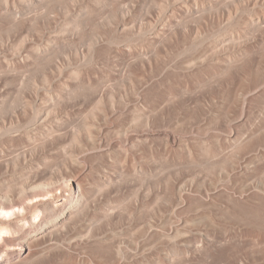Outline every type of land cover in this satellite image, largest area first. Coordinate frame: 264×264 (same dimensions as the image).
Listing matches in <instances>:
<instances>
[{
	"label": "bare ground",
	"instance_id": "bare-ground-1",
	"mask_svg": "<svg viewBox=\"0 0 264 264\" xmlns=\"http://www.w3.org/2000/svg\"><path fill=\"white\" fill-rule=\"evenodd\" d=\"M30 1V3L32 4V10L35 11H32L30 7V11L34 12V14L32 13L33 16H30V20H27V18L25 19L24 17L18 18L16 16L14 18V26L15 28L21 29L22 27L27 25L26 21H24L27 20V23L30 22V28L33 29L34 32H37L39 31V28L45 26L44 29H42L44 31L49 24H52L54 22V18H52L51 15H53L52 12H54L55 9L63 7L64 3L69 5L71 2L73 3L74 0ZM94 1L97 2V5L95 6L96 8L98 6L99 0ZM103 1H101L103 5H107L105 1L108 2V5L112 4V7L110 6L111 13L108 10L110 18L107 22L105 21V23V19L103 18L104 20H102L104 24L101 22V19L100 22L98 20L99 24L96 23L98 25V28L97 26H95L97 29L92 31V34H90L89 36L87 35L88 37L86 38V40L89 41L88 50L86 55L83 51H81L82 55H84L83 57H87V59L90 61L94 60L97 57V54L100 55L102 53L100 49L104 47L102 49H107L110 54L113 55V57L116 56L119 58L120 56H122L124 60V57H126L127 60V58L130 56L132 58H135L132 56L134 55L138 58L141 50H139L137 47L139 42H137L138 44L134 42V37H136L137 35L134 36L135 23L132 20H139V17L136 14L141 13L140 7V11H137V5H135L136 3H133L136 2L135 0H128L126 3L124 2L126 0ZM152 1L153 2L150 3L152 4V7H154L155 13H157L158 15V8L161 9L162 7H165V4L168 2L166 1V3L164 2V4L161 2L162 0ZM172 1L173 2L171 3L174 4L178 0ZM222 1L225 0H186L184 4L185 6L183 5V8H181L183 10L177 8V10L182 11V13H180L181 17L184 14V18L182 17V20L178 21L176 18L177 16L174 15L175 13H170L171 9L170 12L168 10V17L165 18L163 15H160L159 17L166 19L168 22L177 20L178 22L175 21V24H177L176 27H178L176 28V30L179 29L178 34L184 36L187 31H190L188 28V23L190 22V20H192L191 13H193V10L195 12L196 10H199V13L201 11V17L206 15L203 13L205 12L211 18H213L214 16H218L219 18V16L223 14L222 12H224L220 9V3ZM231 1L232 0H226L227 3L225 4H228ZM1 2L3 5L4 3H6L5 5L9 4L8 0H0V3ZM11 2L14 5V0H11ZM131 2L133 3V5ZM179 2L181 1L179 0L178 3ZM233 2L234 3H230L232 5H229L232 6L231 8L234 10L235 15H231L232 12H229L231 11V9H226L228 13V21H230L231 19V21H233L231 24L236 28L237 26L241 27L244 23L247 24V22H245L246 20L248 21V26L249 24H251L253 33L252 35H248L252 36V46L250 47L251 44L249 43V45L247 43L250 49H248L247 46H245L246 49H243V47L241 46L242 48L240 47V49L242 50L237 51V53L235 52L236 50H231L232 52H235L234 54H230L223 49H219L222 50V54H220L218 50L216 51V47L218 45H216L215 39H211L205 46L207 52L202 53V55L197 56V58L199 60H203L204 58L208 59L211 64L220 63L219 68L216 67L217 69H215V71H217H213V75H217L218 79H220L219 77H224L227 81L229 79L228 83L231 82L233 78L236 79V81L234 82V86L231 89V92H233L234 94V103H238L240 99H242V101L244 102L246 96H256L258 99H264V89L260 90L264 87V67L261 66V64L264 62V0H233ZM86 4H88V2ZM172 5L170 4L171 7H173ZM186 5H188L189 8H192V10L188 9ZM1 6L2 5H0V7ZM7 6L5 7L4 16L8 18L10 17L9 20L12 21L13 19L11 20V16H15L17 10H15L13 7L9 8ZM87 6L83 8H78L77 6V8L80 9L81 14H78L76 17H73L75 16L73 14L69 17L71 19L70 22L72 21L75 27L77 26V24H83L85 26V23L86 25L89 24L92 26V24L97 21V19L93 21L95 17H90L93 13L95 14V9L93 7L89 9L93 5L90 6L89 4V8ZM170 6L168 5V7ZM221 6H223L221 8H225L224 5ZM199 7H201L200 9L202 10H200ZM97 8L98 9L96 10L98 11L101 7ZM68 10L71 9L69 8ZM166 11L164 13L162 11V13L166 15ZM135 15L138 18H135ZM138 15L140 16V14ZM4 16H0V18L2 20H6L4 19L6 18ZM250 16H254V20L252 19L253 17L251 18ZM216 18L217 17H215V19ZM87 19H93L90 20L92 24L91 22L87 23ZM199 20H201V18H199ZM6 21V24L10 22L8 20ZM131 21L132 25L134 24V27L130 25ZM57 23H54L55 25H53L57 27ZM140 24H136L137 27ZM175 24L171 25L174 26ZM0 25H2L3 27L6 26V28L8 27V25H4L2 23ZM83 25L81 27H84ZM171 25L168 27H171ZM59 26L61 25L59 24ZM142 26V28L141 25L140 27H138V31L142 35L148 32H152V34H156L158 36V34L162 33L159 30L157 31V25L153 24V22L150 20H148ZM233 26H230L229 24V26L226 27V30L224 29L225 31H222L223 33L221 32L219 34L220 36H222L219 38H234L232 36L234 34L232 31L235 32ZM27 27L29 28V26ZM65 27L66 26L64 23V26L61 28ZM68 27L71 28L70 25ZM73 27L74 26H72V28ZM238 29L239 31H241L239 27ZM21 30H23V28ZM166 31L169 32V28ZM28 32L29 31H27L26 33ZM198 32L195 33L197 34L196 36L200 35V33ZM242 32L245 34L244 31ZM38 33L36 34L40 37V33L39 35ZM121 33L124 34V37L119 36V34L121 35ZM33 34H31V38L29 37L30 39L27 38L28 42H25L26 45H24V43H21L22 41L19 40V43L23 44L24 46L21 44L20 45L23 46V48L25 47L23 50H27V48L30 49L29 53L31 52L30 54L33 57V61H28L29 59H32L30 58L31 56L28 57V60L25 56L27 62H25L24 60L22 64L20 63L21 61L16 63L11 60V62L16 64L12 63V65H14L13 67H11L12 65H9L6 68L9 69V72H12L15 71L14 69H19L20 71L21 69H27L28 67H33L37 64V67H40L42 65L41 68L43 67L44 72L41 73L44 74V81L42 82L43 85L44 82L46 83V87L40 89L31 87L33 88V91L31 90V95H29L28 98H20V107H17L18 109L13 106L8 97H0L1 255L2 253H4L7 256L8 253L17 251L19 253V257H21L20 261L19 258H17L20 264H30L28 262L35 261H41L39 264H136V259L138 257L141 259L154 249V247H152L153 245H149L151 242L158 243V241H160L159 244H163H161L158 252L154 253V257L152 258L154 259V261L152 260L153 264H247L246 262H248V259L251 260L256 255H258V253H262V251H264V233L262 231L264 228V220L261 224L263 227H261V225L259 223H256L255 221L254 223L259 226L253 224L258 228H262V230L260 228H254V226L253 229L247 230L248 232H251L249 233V236H252H250L251 238H247L242 235L244 233V230L246 231L248 222L246 223L245 228L240 224L235 228L233 225V229L229 233V230L225 228L226 226L224 227L222 225V222L219 223V220V222L217 220L214 221V214L220 210L215 211L214 209H212V212L214 213L211 220L208 221L209 223L204 222L205 224L200 225L199 223L194 222V220H196L198 217H204L205 212L211 210H207L209 207L214 208V197L216 195V193L214 192L216 188H214V186L216 187V177V180L213 178L215 181L211 179L212 181H209L207 184L198 183L196 184L197 186L195 185V187H193L192 183L186 185L187 190H190L191 188L195 192L201 193L200 196H204L205 198L200 199L198 197V199L195 197L189 199L188 197L189 202L187 203L188 200L186 201L187 204H184L186 206L185 208L183 207V209L185 210L186 207H188V209L186 210H189V213L191 211V213H187V216L185 215V217H183V215L180 216L182 218H179L178 222L175 221V223L174 220H170V218L163 222L160 221L158 224L147 222L146 224L139 225L137 222V225L135 226H137L141 230V232H143L142 234H144V237H142L141 239L143 240L144 238H147V240L144 239V242L141 241L143 243L141 245H139L140 243L134 237L135 234L140 231L139 229L136 230L137 228L135 226H132V229L129 230V235L126 234L123 228L117 225L118 223L120 224L122 220L124 221L126 218V216L122 215V210H124L125 213L129 211V209H127L128 207L126 208L121 206L122 203L129 200L132 204L128 201L131 205L125 203L126 205H133L132 208H135V210H137L138 212L139 209H141V192L135 191L133 193V191H129L131 192V194L129 195L128 193H126V190H128L126 189L127 182H129L128 180L132 175L138 172V167L133 161H135L134 159L141 155V144H152L150 135H154L156 133L164 135V147H167V144L169 142H176L178 143V145L186 144L183 138L175 135L172 131H170V129L168 131L163 127H155L153 125L154 118H151L152 116L150 112L145 110L148 99L151 96H154V94L157 93L161 89V87L164 86V84L169 82L170 78L168 70L170 68H166V66L163 67L164 64L162 63L163 61L160 58L161 56H155L149 60L146 59V62L144 59L142 61H144L145 64L141 65L139 69L140 71L137 69V72L139 73L137 75L134 73L135 75L133 74V76H131L130 78L128 77L129 80L128 82H126V85H124V91L119 93H115L113 91L101 93L99 89L102 85L101 80L104 79L103 75L102 77H100L103 79H99L98 77H87V80L86 78L85 80H83V76H85L86 73L82 76L83 72L80 71L81 68L79 70H71L70 72H67H69L68 74L74 78L80 77L81 75L80 79L82 81H80L79 79L78 82L74 81L72 82L73 84L70 83L71 85L65 84L63 81H58L64 84L58 85V83L55 82L57 81L55 79L62 74L63 68H61L62 65L59 64V62L57 63V61L55 60L57 52L54 49V46L48 44L44 46L41 42L42 37H40V41L39 37H37L36 34ZM169 34L170 35H168L167 33L166 35L170 37H172L173 35L174 37L176 36L175 31L173 32L172 36L171 33ZM1 36L2 35L0 34V37ZM41 36H43V34ZM185 36L183 37V39L185 38ZM79 37L81 38V40L78 41H82L84 39L82 36ZM219 38L217 39L218 41L220 40ZM6 40L4 39L3 42L1 41V44L7 43ZM1 44L0 49L5 45ZM105 45H107V47ZM6 46V48H8V45ZM126 47L127 51L125 50ZM11 49L12 47L9 49L12 52L13 49ZM103 52L107 53L106 50H104ZM25 53L26 52H24V54ZM29 53L27 55H30ZM207 53L210 54L208 55ZM253 53L254 55H256V57H251V54ZM0 54L3 53L0 52ZM11 54H13V52ZM12 57L14 56L12 55ZM88 60H86V64ZM194 61L195 62L186 61L187 64L185 62L182 66L183 68L180 67L181 70L186 73V75H192L198 70L199 72L201 71L200 69L202 68H200V66H203V63L200 65L199 62L202 61L200 60L199 62H197L195 59ZM209 62L208 65L206 63L207 66H210ZM1 66L5 70V67L3 65ZM11 68L13 70H11ZM0 70L2 71L3 69ZM212 70H214V68H212ZM196 73L198 74V72ZM152 77H155L156 81H154V83L150 87H147V82ZM43 78L41 77V80H43ZM5 80H7V78ZM219 81H217V83H219ZM221 81L225 85V81ZM42 90L43 92L40 94V91ZM97 92L100 94H97ZM92 95L96 96L97 98L96 101L94 99L95 102L93 101L94 103L89 110V101L87 102L86 99L89 100ZM44 99L51 100V112L54 114L57 112L56 109H60L62 110V112H65L64 110L66 109H70L73 112L78 110L82 112V108L85 106L84 103L87 102L88 104H86L84 109L88 107L87 109L89 110V117H87L89 119H87L86 123L83 119L84 122L83 124H81V126L83 125V127H80L81 129L77 130L76 132H72L73 134L71 135V137H69V139L67 138L66 133L62 131L60 122L49 125L48 128L30 129L28 126L31 123H35L37 120L42 124V120L40 119L42 118L41 112L44 107ZM45 102L47 103V101ZM61 104L64 105L65 109ZM141 109L146 113H141ZM11 110H13V113L11 115H13L15 119L10 120L9 124L7 125L5 118L8 115L7 113ZM79 111L77 112L78 115L81 114L79 113ZM84 113L87 114V112ZM242 116L243 112L240 113L239 117ZM87 117L84 116V118ZM55 120L57 122V119ZM58 121H60V119H58ZM108 128H111L112 133H108ZM205 128H207V126ZM261 128L263 127L257 126V128L255 127V130H249L248 137L246 135L247 138H245V140L247 139V141L245 143H240L236 148L237 150L234 151L231 155H228L229 157L227 156L225 162L224 160L222 161L224 162V164H222L221 166L222 169L220 168V177L217 174V177L221 178L220 180L227 182L228 185L226 186L228 187V189H230L234 193L244 196L245 199H242L243 201L256 202L258 198V200L260 201L261 199L264 200V182L262 180L256 181L255 179H251L252 175L250 176V174H247V171L252 167L251 165H253L254 162H257L260 159L264 158V150L257 148L258 143L256 142L258 140L256 139L255 142L253 138V131L254 133H256L257 131H260ZM216 139L218 138H214V140ZM206 146L207 145L204 146V144L202 146H198L196 143L193 145V147L197 148V150H199V148H204L203 150H206L207 148L209 149L211 147ZM213 146L214 145L212 143V148ZM186 149L188 157H191L194 153V150L191 152L188 150V147H186ZM203 150L201 149L200 151L204 152ZM211 150L214 151V149ZM6 152L8 153L9 157H6ZM13 152L17 153L12 155ZM209 152L211 151L209 150L207 153L209 154ZM191 158L189 159L192 161ZM34 159L36 160V162H33ZM128 161H130L132 167L129 170H126L125 165L127 164L125 163H128ZM239 163H241V168L239 169H241L242 172L244 171L243 173H246V175L240 178L238 176H232V173L230 175V171L234 172L238 167H240ZM134 164L137 168L133 166ZM139 172L141 173V170H139ZM142 173L144 175V172ZM225 182L223 183L225 184ZM185 189H178V191L173 193L172 198L175 208L176 206L183 204V202L185 201H183L184 198L182 197V194H185ZM251 190L256 191L255 195L253 192H251L252 194H250ZM226 192L227 190L225 191V193ZM225 197L226 200H224L226 201L227 205L226 207L223 205V207L229 208L231 205H234L236 199L233 196L228 193L227 195H225ZM254 197L257 199H255ZM220 203L221 202H219L218 205L222 206V204ZM228 205L229 207H227ZM200 208H202L203 212H205L203 213L202 209ZM198 209L201 210L200 214L202 215L199 214ZM135 210H133V213ZM197 211L199 216L197 215ZM183 212L186 213V211ZM193 212L196 213L193 214ZM133 213L129 211L128 216L130 217V214ZM211 214V212L210 214L207 213V216L209 217V215L211 216ZM215 217L217 218L216 215ZM213 218L214 222H212ZM140 220L141 219L139 217V222H141ZM28 228L35 230L34 232L32 231L33 233H30L29 236L27 235L24 240L21 239L23 240L22 245L17 244V247L15 248H8L11 247V238L8 237H12V235L16 236L18 233H26L25 230L27 231ZM247 231L245 233L248 235ZM23 246L24 248H27L26 254L29 252V257L24 256L25 258H22V255H25ZM130 256L132 257L130 258ZM245 258H247V261L245 260ZM134 261L136 263H133ZM143 261H141V264H146V260L144 262Z\"/></svg>",
	"mask_w": 264,
	"mask_h": 264
},
{
	"label": "rangeland",
	"instance_id": "rangeland-1",
	"mask_svg": "<svg viewBox=\"0 0 264 264\" xmlns=\"http://www.w3.org/2000/svg\"><path fill=\"white\" fill-rule=\"evenodd\" d=\"M3 1H5V0H3ZM15 1H16V3H15ZM74 1H73V3L71 2L69 5H67L66 3L63 4V7H65L67 9V11L63 7L55 9L54 12H52L53 15L50 14L51 17L54 18V22L52 24H49L48 27L46 26L47 28H45L44 31L42 29H44L45 26H43L42 28H39V31H37V32H34V30L30 28V22L27 23V20H30L31 17L33 16L32 13L34 14V12H35L34 10H32V4L30 3L31 2L30 0H14V5L12 4L11 0H8V3L10 4V6H9V4H7L8 6L5 5L6 3H4L5 6L2 4V2L0 3V5L3 6V7L2 6L0 7V12H1L0 16H4V11H5L6 6L9 8L13 7L15 10H17L16 15L11 16V20L13 19L12 21L9 20L10 17L8 18V17L4 16V17H6L4 19L10 21L8 24H6L7 23L6 20H2L0 18V24L2 23L4 25H8L7 28H6V26L3 27L2 25H0V34L2 35L0 37V44L3 42L4 39L6 40V38H7V40H6L7 43L1 44V45H4V44L5 45L2 46L3 48L1 47V49H0V52L3 53V54H0V69H3L2 71L0 70V97H2V98L8 97L9 101H11L13 106H15L16 109H18L20 107V98H22V97L28 98L29 95H31V93H32L31 90L33 91V88L40 89V88L46 87V83L44 82V85H43V82H42V81H44V78H43L44 74H41L43 72V67L41 68V66H42L41 64H40L41 65L40 67L38 66L39 68L37 67L38 64L35 65L36 68H38V69H36L35 66H33V67L30 66L27 69L24 68V69H21L20 71H19V69H14L16 72L15 71L9 72V69L6 68L9 65L11 66L13 62L17 63V62L21 61L20 63H22L24 60H25V62H27L28 57L31 56V54H30L31 52L29 53L30 49H28L27 48L28 46H27L26 48L28 50V53L30 54V55H27L28 54L27 50L26 49H25L26 51L23 50L25 48V47L23 48V46L26 45L25 42H28V39L31 38V36H32L31 34H33V33H34L33 35H35L36 33L39 32L40 37H42V41H41L40 37L37 36V34H36V36L39 37V40L43 43V45L45 46L48 44V45L54 46V49L57 52L56 56H55V60L57 61V63L59 62V64L62 65L61 68H63L62 74L55 79V80H57L55 82L58 83V85H64L63 83H60L58 81H61V82L63 81L65 84H68V85L70 83L73 84L72 82H74V81L78 82L79 79L81 78V75H80V77L74 78V77H71L68 73L71 70L75 71V70H79L81 68L80 71L83 72L82 76L86 73L85 76H83L84 79L82 78L83 80H85V78H86V80L88 78H96V77H98L99 79L104 78L103 80H101L102 85L99 89L101 93H107V92H111V91H113L115 93H119V92L124 91V85H126V82H128L129 78L131 76H133L134 73L136 75L139 73L137 71L140 69L142 64H145L146 59L149 60L155 56H158V57L161 56L160 58L163 61L162 63L164 64L163 67L166 66V68L167 67L170 68L168 70L170 80L168 83L164 84V86H162L161 89L157 93L154 94V96H151L148 99L147 105L145 106V110L150 112V114L152 116L151 118H154L153 125L155 127H159V128L163 127V128H166L168 131L170 129V131H172L175 135L183 138V140H185L186 144L185 145H178V143H176V142L175 143L169 142L167 144V147H164V145H165L164 135H161L158 133H156L154 135H150V137H151L150 139L152 140V144H141V150H140L141 155L139 157H137L139 159L136 158V159H134L135 161H133L134 163H136V165L138 167L137 168L135 164L133 165L137 168L138 172H136L132 176L130 175L131 180L130 179L128 180L130 183L127 182V186H126V189H128V190H126V193H128V195L131 194L132 191H133V193L135 191L141 192V209H139V212H138L137 210H135V208H132L133 205L132 206L126 205V204H129V202H130L129 200H127V202L129 201L128 203L127 202L122 203V205H121L122 207H126V208L128 207L127 209H129V211H131L132 213H133V210H135L136 213L139 215H137L134 211V213L130 214V217H129L128 216L129 211L126 212L127 213L126 214L125 211L122 210L123 211L122 215L126 216V218L124 221L122 220V222H120V224L122 223L121 225L119 223L117 225L119 227L123 228L124 232L126 234H128L129 230L132 229V226L137 225L136 224L137 222L139 225L140 224L141 225L146 224L147 222H151V223L153 222L154 224H158L160 221L163 222L165 220H168L169 218H170V220H174V222L175 221L178 222L179 218H182L180 216L183 215V217H185V215L187 216V213H189V210L188 211L186 210V209H188V207H186L185 210L183 209V207L185 208V206H186L184 204L186 203L187 200H188L187 201V203H188L190 198H195V197L196 198L199 197L200 199L205 198L204 196H202V197L200 196L201 193L195 192L191 188H190V190H187L186 185H189L192 183L193 187H195V185L198 183L207 184L209 181H212L211 179H213V178L215 179V177H216L217 181H215L216 179L215 180L213 179V181L216 182V187L214 186V188H216L215 189L216 191L214 190V192L216 193V195L214 194L215 195V197H214V200H215L214 208L209 207L207 210H209V209H211V210H209L208 212L204 211L205 212L204 217L203 216L198 217L199 215H198V211H197V215H198L197 217L198 218L196 220H194V222L199 223L200 225L205 224V223H209L208 221L211 220L213 213H214V212H212V209H214L215 211L216 210L217 211L220 210V211H218L217 213L214 214L213 217L215 218V220L213 218L212 222L219 220L220 222L219 221L218 222L219 223L222 222V225L224 227L226 226L225 228H227L229 230V233L232 231L233 225H234V228L239 226V224L244 226V228H245V225L247 222L249 225L247 224L246 231L253 229V226H254V228L259 229L260 227L259 228L257 227L259 225L255 224L254 221L261 225L262 221L264 220V205H263L264 200L261 199V201L263 200L261 202L260 200H258L259 198L257 199V198H255L257 196H255L254 198L257 199L256 202L258 203V201H259L258 204L254 201H243L245 199L244 196L237 194V193H234L233 191L228 189V187L226 186V185H228L227 182L220 180L221 178H219L220 177L219 175H221V174H219V173H220V170L222 169L221 166H222V164H224L227 156L231 155L234 151H236L237 150L236 148L239 146L240 143H243V142L245 143L247 141V139L245 140V138L248 137L250 129L255 130V127L257 128V126L263 127V128H261V130L263 132L260 129L259 130L261 132L255 131L256 133H254V131H253V134H254L253 138H254L255 142H256V139L259 141V142L258 141L256 142V143H258V146L256 144L257 148L264 150V138H262V137H264V99H258L256 96H246L244 102L242 101V99H240L238 103H236V102L234 103V94H233V92H231V89L234 86V82L236 81V79L233 78V80L229 83H228L229 79L227 81L226 78H224V77H219L220 79H218L217 75L216 76L213 75L214 74L213 71H215V69H217L216 67L219 68L220 63L211 64L208 61V59H205V58L203 60L200 59L202 62H199L200 60L197 58V56H200V55H202V53L207 52L205 46H206V44H208L207 42L211 39L212 40L215 39V43H216V45H218L216 47V51L218 50L220 52V54H222V52H221L222 50H219V49H223L224 51L229 52L230 54H232V53L234 54L235 52L237 53V51L242 50V49H240L241 46L243 47V49L244 48L246 49L245 46H247L248 49H250V47L252 46V38H251L252 36L251 35L253 33V29L251 27V24H249V26H248V21L246 20L245 22H247V24L244 23V24H242L241 27L237 26V28H236L231 24L233 22V21H231V19H230L231 22L228 21L229 20L228 16H227L228 15V13H227L228 9H231V11H229L230 13L232 12L231 15H233V16L235 15L234 10L231 8L232 6H230V5H232V4H230L231 2L234 3L233 0L231 2H229L228 4H225V3H227L226 0L222 1L221 2L222 4L220 3V9H221V11H224V12H222L223 14H221L222 17L219 16L220 19L218 18V16H214L213 18H211L207 13H205L203 11L202 12L204 14H206V15L203 14L206 18L204 16L201 17V15H202L201 11H200V13H201L200 14L199 10L198 11L196 10V12L193 10L192 11L193 13H191L192 14V16H191L192 20H190V22L188 23V28L190 31H187V33H186L187 35L185 34L186 36L184 35L185 40L183 39L184 36L178 34L179 29H177L178 31L176 30V28H178V27H176L177 24H175V21L182 20V17L184 18V16H183L184 14L182 15V17L180 14V13H182V11L177 10V8L178 9L183 8V5L185 4L186 0L185 1L180 0L181 1V2H179L180 4L178 3L179 0L177 2H175L174 4L171 3V2H173L172 0H165V1L162 0L161 1L162 3H164V2L166 3V1H168L167 3L169 6H170V4L171 5L173 4L172 5L173 7H171V6L168 7L167 3L166 4L164 3L166 8L162 7L163 10H162V8L161 9L158 8L159 15L157 13H155L154 7H152V4H151L153 2L152 0H139V1L135 0L136 2H133V3H136L135 5H137V6L139 5L138 7L136 6V10L138 11L139 7H140L141 13H138V14H140V16L138 14H136L139 18L135 15L136 16L135 18L139 19L138 21L135 18H133L135 20H132L135 23L134 36L137 35L136 37H134V42H136V44H138L137 42H139L137 47L141 51H140V55L138 58H137V56H134V55H132V56L135 58H132L130 55H128L131 58L128 57L129 59L127 58V60H126V57H124L126 61L122 58V56H120L121 54L119 55L120 56L119 58L116 56L113 57V55L110 54V52L107 49H102L104 47H102L100 49V51L103 54L102 53H101L102 55L97 54V57L95 58L96 60L94 59V60L90 61L87 59V57L86 58L83 57L84 55H82L81 51H83L84 54L86 55L87 50H88V44H89V41L86 40V38L90 34H92V31H94L95 29L98 28L97 24H99L100 19H101L102 23H103L104 19H105L104 23H105V21L106 22L108 21V19L110 18L109 17V15H110L109 12L111 9L110 6L112 7V4L108 5V2H106L104 0L108 6L106 4L103 5V3L101 2L103 0H99L98 6H97V7H101V8H99L100 11L98 10L100 12L99 13L96 10L98 8L97 7L95 8V6L97 5V2L94 0H84V2H83V0H80V1L76 0L75 1L76 5H75ZM108 1H111V0H108ZM127 1L128 0H126L124 2L126 3ZM132 1H134V0H132ZM228 1H230V0H228ZM85 2L86 3L88 2V4H86ZM100 3H102V4H100ZM133 3H132V5H133ZM29 4H31V5H29ZM71 4H73V5H71ZM89 4H90V6L91 5H93V6L90 7ZM81 5H83V6H81ZM99 5H101V6H99ZM221 5H224L225 8H221V7H223ZM77 6H78V8H83V7L87 6L89 9H91L93 7L95 9V14L93 13L90 17H95V18H94V20L93 19H89V20L87 19L88 22H87V20H86V22L89 23V22H91L90 20L95 21V19H97V21H95L94 24H92V22H91L92 26L89 24H88L89 25L88 26L85 23L86 27L83 24L82 25L84 27H81L82 26L81 24H79V25L77 24V26L75 27V25H73L72 21H71L72 22V24H71V22H70L71 19L69 17L73 14L75 15L73 17H76L78 14H81V11H80V9L77 8ZM229 6H230V8H229ZM30 7H31V10L34 12L30 11ZM167 7H168V9H167ZM186 7H188V9L192 10V8H189L188 5H186ZM69 8L71 10H68ZM164 8H165V10H164ZM172 8H173V10H172ZM200 8L201 7H199V9ZM166 9H167V11H166ZM170 9H171V12H170ZM222 9H224V10H222ZM108 10H109V12H108ZM156 10H157V7H156ZM168 10L171 14L175 13L174 15L177 16L176 17L177 20H174V21L172 20L173 22L172 21L168 22L166 19L159 17L160 15H163L165 18L168 17L169 16ZM181 10H183V9H181ZM200 10H202V9H200ZM162 11H163V13L166 11L165 14L167 16L164 15L162 13ZM224 13H226V14H224ZM96 14H97V16H96ZM99 15H101V16H99ZM199 15H200V17H199ZM16 16L18 18H20V17H24L25 19L27 18V20H24V21H26L27 25L22 27L23 30H21L22 28L21 29L15 28L14 18ZM55 16H56V18H55ZM223 16H224V18H223ZM28 17H29V19H28ZM198 17L201 18V20H199ZM215 17H217V18L215 19ZM250 17L251 18L253 17L252 19L254 20V16H250ZM179 18H181V19H179ZM191 18H188V19H191ZM217 19L221 22H219ZM1 20H2V22H1ZM57 20H58V23L60 21L59 24L61 26H59V24L57 23ZM98 20H99V22H98ZM148 20L152 21L153 24H156L158 27L157 31L159 30L162 33L158 34V36L156 34H152V32H148V33L142 35L138 31L139 30L138 27H140V25H141V28H142L143 27L142 25L144 23H146ZM132 21H131L130 25H132ZM54 23L55 24L57 23V25L59 27L54 26L55 25ZM64 23H65V26L67 28L66 27L61 28L64 26ZM212 23H213V25H212ZM66 24H68V25H66ZM136 24H140V25H138V27H137ZM171 24L172 25L175 24V25L172 26ZM229 24H230V26H233L235 29V32L232 31L234 33V34L232 33L233 34L232 36L234 38L231 37L234 40L228 39L230 37H227L226 39H223L224 37L222 39L219 38V37H222L219 34L222 31H225L226 27H228ZM69 25L71 28L68 27ZM170 25H171V27H168ZM27 26H29V28ZM72 26H74V27L72 28ZM95 26H97V28ZM132 26L134 27V24ZM167 27L169 28V32L166 31V30H168ZM233 27H231V28H233ZM238 27L241 29V31H239ZM170 28H171V30H170ZM74 29H75V32H74ZM172 29H174V30H172ZM237 29L239 32L237 31ZM251 29H252V31H251ZM27 31H29V32L26 33ZM165 31H166V33H165ZM174 31L176 33L175 37H174V35L172 36ZM198 31H200V32H198ZM230 31H231V29H230ZM242 31H244L245 34ZM197 32L200 33L199 36H196L197 34H195V33H197ZM249 32H251V33H249ZM39 33H38V35H39ZM167 33H168V35H170L169 33H171L172 37L167 36L166 35ZM42 34H43V36H41ZM248 34H251V35H248ZM79 36H82L84 38L82 40L83 42L78 41V40H81V38ZM119 36L124 37V34L121 33V35L119 34ZM180 36H182V37H180ZM218 38L221 41L220 40L218 41L217 40ZM236 38L237 39L240 38V39L237 40ZM48 39H49V41H48ZM19 40L22 41L21 43H24V45L19 43L20 42ZM217 42H218V44H217ZM49 43H51V44H49ZM140 43H141V45H140ZM247 43L251 44V45L249 44L250 47ZM20 44L23 46H21ZM104 44H106V43H104ZM6 45H8V48H6L7 47ZM13 45H15V46H13ZM10 46L13 49V50L11 49L13 54H11L12 52L9 50L11 48ZM105 46L107 47V45H105ZM21 47H22V49H21ZM218 47H220V48H218ZM104 50H106L107 53L106 52L104 53L103 52ZM125 50L127 51V47L125 48ZM231 50H233V51L236 50V51L232 52ZM24 52H26L25 53L26 55L24 54ZM12 55L14 57H12ZM25 56L27 57V60H26ZM252 56L256 57V55H254V53L251 54V57ZM14 58H15V61H14ZM30 58H32V59H29L28 61H33V57L31 56ZM84 58L86 60H88L87 64H86V60ZM144 59H145V62L142 61ZM194 59L197 62H199L200 65L203 63V66L197 65V66H200V68H202L203 70L199 68L201 71L200 72H199V70L196 71V72H198V74L195 72L192 75H186V73L183 72L180 67H182L186 61L195 62ZM11 60L13 62H11ZM122 60H124L125 62ZM164 60H165V62H164ZM207 61L210 63L209 64L210 66H207L208 65ZM197 62H196V64H197ZM16 63H13V64H16ZM206 63H207V65H206ZM186 64H187V62H186ZM1 65H3L5 67V70H4V68H2ZM179 65H181V66H179ZM214 65H215V67H214ZM13 66L14 65H12L11 67H13ZM261 66L264 67V62L261 64ZM40 68H41V70H40ZM212 68H214V70H212ZM205 69H206V71H205ZM11 70H13V69L11 68ZM67 71H69V72H67ZM85 71H87V72H85ZM195 74H197V75H195ZM102 75H103V78H100V77H102ZM41 77L43 78V80H41ZM6 78H7V80H5ZM104 80H106V81H104ZM219 80L220 81L224 80L225 85L222 81L220 82ZM80 81H82V80L80 79ZM154 81H156L155 77H152L151 79H149L148 80L149 83L147 82V87H150L154 83ZM217 81H219V83H217ZM41 84H42V86H41ZM219 84H220V86H219ZM34 85H35V87H34ZM31 87H33V88H31ZM262 89H264V87L261 88L260 90H262ZM42 92H43V90L40 91V94ZM97 94H100V93L97 92ZM96 98H97L96 96L92 95L89 100L86 99L87 102L89 101L88 102L89 108L87 107L89 110L92 107L93 103L96 101ZM94 99H95V101H94ZM45 101H47V103ZM45 101L43 102L44 107H43V110L41 112L42 118L40 119V120H42L41 121L42 124L39 123V121L37 120L35 123H31L28 126L30 129L48 128L49 125L60 122V127H61L62 131L66 133V136L69 139V137H71V135L73 134L72 132H76L77 130L81 129L83 127V125L81 126V124H83L84 121L86 123L87 119H89L88 118L89 117L88 116L89 110L87 108L84 109L86 104H88L87 102L84 103L85 106L83 105L84 106L82 108L83 113L78 110L79 113L83 114L85 117L88 116L87 118H84L83 115H81V114L78 115V113H77L78 111L73 112L70 109L69 110L66 109L67 110V112H66V110H64L65 107L63 104H61L64 107V109L63 108L62 109L65 112H62V110H60V109H56L57 112L54 114L51 112V109H52L51 108V100L47 99ZM48 101H50V102H48ZM16 102H18L19 104ZM90 103H92V104H90ZM62 106H60V107H62ZM60 107H58V108H60ZM82 109H80V110H82ZM84 112H87V114ZM241 112H243V116L239 117ZM12 113H13V110H11L7 113L8 115L5 118L7 125L9 124L10 120L15 119L13 117V115H11ZM141 113H146V112L141 109ZM240 118H242V119H240ZM55 119H57V122ZM58 119H60V121H58ZM83 119H84V121H83ZM207 123H208V125H207ZM206 126H207V128H205ZM107 130H108V133H112L111 128H108ZM257 134H258V136H257ZM259 134H260V136H259ZM246 135H247V137H246ZM216 137L218 139L214 140V138H216ZM195 143L198 146H202L204 144V146L207 145V146H209V147L211 146V147L209 149L207 148L206 149L207 151L203 150L204 148H201L204 152L206 151L204 153V152L200 151L201 150L200 148H199V150H197V148L193 147V145ZM212 143L214 145L213 148H212ZM215 144H216V146H215ZM186 147H188V150L191 152L194 150V153L191 156L192 158L188 157V154L186 153L187 152ZM211 149H214V151ZM215 149H217V150H215ZM209 150L211 152H209V154H208L207 152ZM16 153L17 152H13L12 155H14ZM5 154H6V157H9L7 152ZM189 158H191L192 161ZM223 160H224V162H222ZM33 162H36V160L34 159ZM128 163H125L127 165L124 164L126 167V170H129L132 167L130 161H128ZM239 165H240V167H238L234 172L230 171V175L232 173L233 174L232 176H238L239 178L246 175V173H243L244 171L242 172V170L239 169V168H241V163H239ZM251 166L252 167L249 168V170L247 171V174H250V176L252 175L251 179H255L256 181L262 180L264 182V158L260 159L257 162H254L253 165H251ZM107 170H109V169H107ZM139 170H141V173L139 172ZM142 172H144V175ZM217 174L219 177H217ZM222 181L225 182V184ZM182 188H184V189L186 188L185 194H182L183 195L182 197L184 198L183 201L184 200L185 201L183 202V204H180V205L176 206V208H175L173 205L172 195L174 192L178 191V189H182ZM226 190L231 196H233L236 199V201L234 202V205L230 206L232 208H230L229 205L227 206L230 209L225 208L227 205L226 201H225L226 200L225 195L228 194L227 192L225 193ZM129 191H131V192H129ZM254 191L255 190H251L250 194H252L251 192H253L255 195L256 191L255 192ZM223 193H224V196H223ZM188 197H189V199H188ZM222 200H224V201H222ZM219 202H221L220 204H222V206L218 205ZM223 202H224V204H223ZM248 202H249V205H248ZM131 204H129V205H131ZM181 205H183V206H181ZM223 205L225 207H223ZM262 205H263V207H262ZM219 206H220V208H219ZM200 209H202V208H200ZM200 209H198L199 214L201 213ZM259 210H261V211H259ZM183 211H186V213ZM202 212H203V209H202ZM210 212L212 214H211V216L209 215V217H208L207 213L210 214ZM260 212H261V214H260ZM190 213H191V211H190ZM195 213L196 212H193V214H195ZM124 214H126V215H124ZM200 215H202V214H200ZM215 215L219 219H217L215 217ZM138 216L140 217L141 222H139ZM128 217H129V219H128ZM255 217L258 219V221ZM261 218H263V219H261ZM241 223H243L244 225ZM253 224H255L257 226H255ZM263 226H264V221H263ZM263 226L261 225V227H263ZM135 227L137 228L136 230L139 229L137 226H135ZM260 229L262 230V228H260ZM34 230L35 229L32 230L31 228L30 229L28 228L27 229L28 232L25 230L26 233H24V232L22 234L18 233L19 234V235L17 234L18 236L12 235V237L11 236L8 237V238H11V247H8V248H15V247H17V244L22 245V241L25 239V237H27V235L29 236L30 233H33ZM246 231L244 230V233L242 235L244 237L251 238L252 236L251 235H250L251 237L249 236V233H251V232L247 231L248 232V235H247L245 233ZM262 231L264 233V228ZM142 233L143 232H141V230H140L134 236L135 239L140 243L139 245L143 244L142 242L147 240V238H144L145 240L141 239L142 237H144L143 236L144 234H142ZM13 239H15V240H13ZM21 239H23V240H21ZM159 242L160 241H158V243L157 242H154V243L151 242L149 245H153L152 247H154V249L151 252H149L147 255L142 257L141 259L138 257L136 259L137 263L141 264V261L146 260L145 261L146 264H153L154 259H152V258L154 257V253L158 252L159 248L161 247V244H163V243L159 244ZM23 250L25 251V253H24L25 255H22V258L24 256L29 257V252L26 254L27 248L26 247L24 248V246H23ZM18 254L19 253L17 251H15V252L13 251V252L8 253L6 256V254H4V253H2V255H1V252H0V264H7V263L10 264V262H11V264H17V263L20 264L19 261H20L21 257H19ZM258 255H256L258 257L255 256L251 260L248 259L249 264H264V251H262V253H258ZM131 257L132 256H130V258ZM17 258H19V261ZM14 259H16V260H14ZM245 260L247 261V258H245ZM14 262H16V263H14ZM37 262L38 261L28 262V263L39 264L41 261H39L38 263ZM248 262H246V263L248 264ZM133 263H136V262L134 261Z\"/></svg>",
	"mask_w": 264,
	"mask_h": 264
}]
</instances>
